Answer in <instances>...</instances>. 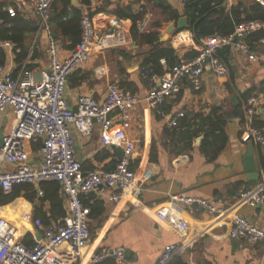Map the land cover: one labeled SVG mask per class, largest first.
<instances>
[{
	"label": "crops",
	"instance_id": "0c3cea01",
	"mask_svg": "<svg viewBox=\"0 0 264 264\" xmlns=\"http://www.w3.org/2000/svg\"><path fill=\"white\" fill-rule=\"evenodd\" d=\"M166 1L181 18L185 17L184 0ZM243 1L250 4L255 0H232V4L225 1L224 3L230 11ZM256 1L264 6L262 4L264 0ZM34 6L35 0H0V43L11 44V47L1 49L5 54V69L10 71L12 76L18 71L14 78L20 76L25 65L33 66L31 71L37 78H42L44 74L50 72L51 63L44 35L40 39L39 49L33 53V58L29 61L35 35L30 34L26 26L18 23L14 25L16 17L28 22L37 21L33 15ZM76 8L89 12L101 31L108 29L109 22L114 17L123 15L140 17L139 21L147 19L149 26L146 33L155 29L157 24L162 25L161 43L170 44L177 51L181 61H187V54L193 50L199 52L201 47L188 28L183 31L177 30L181 18L178 22H165L160 10L151 0H90V5H84L82 0H79V7ZM11 9L15 10L13 16L8 13ZM55 9L58 12L62 10L59 0ZM121 20L124 21L132 38L133 21L124 18ZM9 24H12L11 28L15 26L16 34L21 36L22 47L17 50H15L17 44L1 40V35H6V29L10 28ZM172 26L173 31L168 33ZM21 30H24V34ZM59 41L61 56H68L72 51L69 48L72 44L71 39L60 36ZM128 51L133 52L132 58L128 61H122L114 52L108 51L85 62L78 72L79 76L86 77V81L80 86L67 85V106L74 108L80 95H89L101 101L110 84L119 85L125 78L136 85V94L144 100L149 85L141 80L139 70L142 63L141 55L146 54L149 47L141 48L133 41ZM22 52H27L28 55L25 59H20V64L17 59ZM253 53L258 57L257 61H250L248 57L232 49L227 77L219 78L206 67L200 91H195L189 82L184 81L180 95L167 99L161 113L151 110L143 101L133 112L131 129L123 131L119 126L113 128L112 135L122 133L123 139L134 144L131 169L136 174L140 191L126 192L120 201L114 203L95 196L86 202L91 214L88 220L90 238L83 251L84 261L101 248H124L134 254V257L126 260L125 264H155L165 247L183 245V251L175 257L176 260L174 259L176 264H264L261 245L235 241L229 236L232 218L230 211L235 208L239 195L264 184V146L246 141L250 127L264 129V40L261 42L260 50ZM119 61L127 68L126 75L120 72ZM162 64L165 65V61H162ZM128 66L139 69L131 73ZM252 99H256V113L251 123L247 116V108ZM215 108H221L223 111L228 136L225 149L215 160H209L201 151L203 140L196 145L197 140L203 137L196 140L194 150L188 155L174 156L171 148L165 147L167 142L164 131L166 128L176 126L181 113L195 112L208 115ZM11 121L12 115L0 119V132L2 131L4 135L10 129ZM72 137L75 158L84 170L112 171L123 156L124 142L105 144L98 125H95L93 135L89 138L82 137L72 128ZM153 146L156 147L158 163L150 162ZM249 147L253 148L259 174L257 181L250 179L249 173L245 170L244 159ZM40 160V144H32L30 164L38 167ZM5 169L12 168L6 166ZM35 190L37 197L33 204L21 198L0 210V218L17 227L21 240L27 247L39 242L37 233L43 236L41 241L44 240L43 230L37 223L40 222L42 227H47L35 213V208L40 207V200L44 199L47 193L41 185L35 186ZM40 190L44 193L42 197L39 196ZM59 195L63 202L61 212H64L65 218L58 217L57 220H52L50 227L62 226L69 215V201L61 185ZM175 195L203 198L226 211V214L216 218L208 213L178 208L170 203V198ZM43 210L48 217L51 216L49 202L43 205ZM236 210L250 223L263 225L264 208L242 206ZM52 264L81 262L71 257L68 247L63 246L52 258Z\"/></svg>",
	"mask_w": 264,
	"mask_h": 264
},
{
	"label": "built area",
	"instance_id": "2783aa9c",
	"mask_svg": "<svg viewBox=\"0 0 264 264\" xmlns=\"http://www.w3.org/2000/svg\"><path fill=\"white\" fill-rule=\"evenodd\" d=\"M219 1L232 4V0H213V6ZM56 2L35 0L33 15L39 20L40 28L35 34L28 58L29 61L33 58V53L39 49L41 37L46 34L50 72L37 78L25 65L20 76L14 78L10 71L0 65V119L12 115L10 129L0 146V191L9 194L21 184L39 186L46 182H58L68 198L69 215L59 227H42L38 222L44 240L32 247L23 244L16 226L0 218V264H52V258L63 246H67L71 257L80 260L81 264H125L127 251L124 248H101L87 261H84L83 253L90 238L88 220L91 210L86 202L95 196L114 203L120 201L126 192L140 191L136 174L131 169L134 144L123 139L122 133L112 135L113 128L119 126L123 131L131 129L133 112L143 101L151 110H160L167 99L181 92L184 81L189 82L195 91H200L206 67L219 78L227 77L229 68L218 55L225 47L242 53L250 61H257L258 57L251 51L247 39L263 31L264 22L242 23L228 37L207 38L194 60L182 61L161 78L150 77L149 73L142 75L145 79L150 77L152 85L144 100L137 94L122 90L117 83H112L103 100L80 95L75 107L69 108L66 103L69 77L96 56L108 51L128 50L133 40L123 20L114 17L108 29L101 31L89 12L82 11L80 42L68 56L62 57L60 41L49 30V18ZM8 13L13 16L15 10L11 9ZM136 26L140 33H146L149 21H139ZM3 47H11V44L0 43V48ZM255 103L256 99L250 100L247 108L251 123L256 113ZM95 125L100 127L105 144L124 142L123 156L112 171L84 170L75 158L72 128L82 137L89 138L93 135ZM246 141L264 146V129L250 127ZM32 144H40L41 160L38 167L30 164ZM6 166L12 169L6 170ZM43 195L40 190L39 196ZM170 203L216 218L226 214L223 209L199 197L175 195L170 198ZM242 206L264 208V184L239 195L235 208L230 211L232 218L229 232L231 239L261 245L264 252V222L262 226H257L240 216L236 209ZM183 249V245L165 247L155 264H173Z\"/></svg>",
	"mask_w": 264,
	"mask_h": 264
},
{
	"label": "trees",
	"instance_id": "16d2710c",
	"mask_svg": "<svg viewBox=\"0 0 264 264\" xmlns=\"http://www.w3.org/2000/svg\"><path fill=\"white\" fill-rule=\"evenodd\" d=\"M62 4V10L56 11V3L53 7L52 13L49 18V30L51 34L59 40L61 37L70 38L72 41L69 47L73 50L81 39V19L82 10L74 7L71 0H59ZM156 4V7L160 10L161 15L165 18V22H178L181 18L179 13L174 10L166 0H151ZM84 5H90V0H82ZM185 3V17L188 20V29L193 34L194 39L198 45H202V40L211 36L228 37L235 32L238 25L246 22L260 21L264 22V6H262L256 0L250 4H246L244 1L238 6L233 7L230 11L227 10L224 1H219L213 6V0H184ZM119 19H129L134 23L132 29V38L135 44L139 47H149V51L146 54H142V63L139 70V76L141 80L145 81L149 86V90L152 88L150 77H163L167 71H170L182 61L179 58L177 51L168 43H161L160 41V29L162 25L157 24L155 29L149 33H140L137 30V23L140 17H134L133 15H123L118 17ZM18 23L23 27L26 26L30 34L35 35L40 28L39 20L37 21H25L21 17L14 19V25ZM9 29H6V35H1V40H9L17 44L18 48L22 47L20 43L21 36L16 34L15 26L10 25ZM21 26V27H22ZM23 31L24 34V30ZM264 40V30L254 33L247 39V43L252 52H258L260 50L261 42ZM231 47H225L219 51L220 59L229 66V60L231 56ZM114 52L122 61H128L132 58V51L128 50H114ZM27 52H22L18 55L17 62L20 59L27 57ZM199 55L196 51H191L187 54L186 60H194ZM165 61V65L162 64ZM0 65L5 67V54L0 48ZM120 72L126 75V67H123V63H118ZM33 66L26 65L27 70H32ZM22 70V65L19 68ZM18 72V71H17ZM17 72L14 74L16 75ZM150 77L145 79L142 77L144 74H148ZM14 75V76H15ZM78 70L74 72L68 80V84L71 87L80 86L86 81V77L79 76ZM13 76V77H14ZM119 86L124 91H130L136 94V85L129 82L126 78L122 79ZM148 90V91H149ZM180 93L178 94V96ZM165 105V104H164ZM164 105L156 113H161ZM226 119L221 108H215L208 115L195 112H183L176 121V126L173 128H166L164 131V137L167 143L166 148H171V152L174 156L188 155L194 150V144L196 140L203 137L201 151L206 155L209 160H215L219 154L225 149L228 136L225 131ZM151 163H158L156 147L153 146ZM42 188L46 190V197L40 200V207L35 208V213L41 222L50 227L52 220L59 218H65L63 211V202L60 198V183L49 182L42 183ZM37 192L35 186L31 184H21L13 188L11 193L5 194L0 191V210L10 206L18 199H25L30 204H33L36 200ZM49 202L51 204V216L43 210V205ZM60 211V212H59ZM59 212V213H57ZM34 246V245H32ZM29 246V247H32ZM176 260V259H175ZM173 264H176L175 261Z\"/></svg>",
	"mask_w": 264,
	"mask_h": 264
},
{
	"label": "water",
	"instance_id": "95a60500",
	"mask_svg": "<svg viewBox=\"0 0 264 264\" xmlns=\"http://www.w3.org/2000/svg\"><path fill=\"white\" fill-rule=\"evenodd\" d=\"M72 3L75 7H79V2L77 0H72ZM175 26V25H174ZM188 28V21L187 18L183 17L179 20L178 24H177V30L178 31H183L185 29ZM174 27H170L168 30V33H171L173 31ZM46 34L44 35L45 41H46ZM163 41V40H161ZM139 69V67H135V68H130L129 71L135 72ZM3 137L4 134L1 131L0 132V146L3 145ZM203 140V138H200L197 140V146L201 143V141ZM244 164H245V170L249 173V178L252 180H259V174L257 173V165H256V161H255V157L253 155V148L249 147L248 153L244 159ZM40 236V238H39ZM41 238H43V236L40 233H37V241H41ZM134 257V254L131 251H127L126 252V260H130L131 258Z\"/></svg>",
	"mask_w": 264,
	"mask_h": 264
},
{
	"label": "rangeland",
	"instance_id": "374dc122",
	"mask_svg": "<svg viewBox=\"0 0 264 264\" xmlns=\"http://www.w3.org/2000/svg\"><path fill=\"white\" fill-rule=\"evenodd\" d=\"M113 68H114V72H115L116 71V66L114 65ZM128 68H132V67L128 66Z\"/></svg>",
	"mask_w": 264,
	"mask_h": 264
}]
</instances>
